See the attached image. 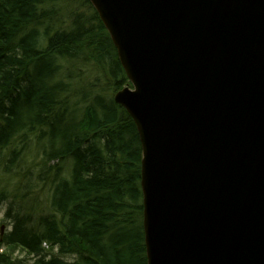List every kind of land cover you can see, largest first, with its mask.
<instances>
[{
    "label": "water",
    "instance_id": "95a60500",
    "mask_svg": "<svg viewBox=\"0 0 264 264\" xmlns=\"http://www.w3.org/2000/svg\"><path fill=\"white\" fill-rule=\"evenodd\" d=\"M89 2L132 86L147 264H264V0Z\"/></svg>",
    "mask_w": 264,
    "mask_h": 264
},
{
    "label": "trees",
    "instance_id": "16d2710c",
    "mask_svg": "<svg viewBox=\"0 0 264 264\" xmlns=\"http://www.w3.org/2000/svg\"><path fill=\"white\" fill-rule=\"evenodd\" d=\"M119 61L88 0H0V205L13 226L0 264H21L16 249L32 264H147Z\"/></svg>",
    "mask_w": 264,
    "mask_h": 264
},
{
    "label": "rangeland",
    "instance_id": "374dc122",
    "mask_svg": "<svg viewBox=\"0 0 264 264\" xmlns=\"http://www.w3.org/2000/svg\"><path fill=\"white\" fill-rule=\"evenodd\" d=\"M77 8H80L79 5H75ZM84 10V8L82 9ZM86 71H88L87 68H85ZM85 70L82 69V73L84 74ZM116 95V93H114ZM114 95V96H115ZM41 189L42 188H37L36 191L34 192V199H38V201L33 204L35 206V209L37 210L39 204H40V200L43 199V193H41ZM42 196V197H41ZM31 205V206H33ZM9 208L8 203H3L0 205V237L3 238L5 235L10 234V232L12 231V222L9 218L6 217V213L7 210ZM35 209H30L31 210H35ZM29 211V209H28ZM29 211V212H30ZM3 228L2 232L1 229ZM14 258H17L21 264H32L34 261V258L31 257L30 255H28L26 252L21 251L20 249H16L14 251Z\"/></svg>",
    "mask_w": 264,
    "mask_h": 264
}]
</instances>
